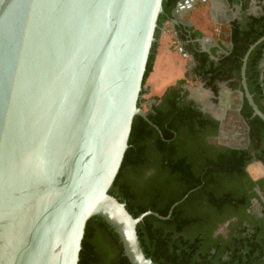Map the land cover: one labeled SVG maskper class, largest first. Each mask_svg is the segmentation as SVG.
Returning a JSON list of instances; mask_svg holds the SVG:
<instances>
[{"label":"water","instance_id":"95a60500","mask_svg":"<svg viewBox=\"0 0 264 264\" xmlns=\"http://www.w3.org/2000/svg\"><path fill=\"white\" fill-rule=\"evenodd\" d=\"M163 0H0V264H78L87 221L155 264L109 193ZM264 120V113L252 104Z\"/></svg>","mask_w":264,"mask_h":264},{"label":"flooded vegetation","instance_id":"af4514ba","mask_svg":"<svg viewBox=\"0 0 264 264\" xmlns=\"http://www.w3.org/2000/svg\"><path fill=\"white\" fill-rule=\"evenodd\" d=\"M201 7L206 26L190 18ZM167 24L184 60L182 77L150 97L143 118L171 129L170 118L181 112L193 116L204 146L245 151L242 202L209 218L203 245L218 249L221 260L235 253L243 261L253 252L247 264H264V120L252 105L264 113V0H164L155 37ZM254 163L256 176L248 170Z\"/></svg>","mask_w":264,"mask_h":264},{"label":"trees","instance_id":"16d2710c","mask_svg":"<svg viewBox=\"0 0 264 264\" xmlns=\"http://www.w3.org/2000/svg\"><path fill=\"white\" fill-rule=\"evenodd\" d=\"M153 46L143 83L152 70ZM191 118L174 112L168 129L149 116L145 120L136 115L109 193L125 202L133 217L146 211L167 216L177 202L167 218L147 215L136 226L143 252L155 264H247L253 252L243 261L235 253L221 260L218 249L211 253L203 245L209 218L242 202L246 153L204 146ZM148 169L153 171L147 174ZM78 264H130L119 234L100 216L86 223Z\"/></svg>","mask_w":264,"mask_h":264},{"label":"rangeland","instance_id":"374dc122","mask_svg":"<svg viewBox=\"0 0 264 264\" xmlns=\"http://www.w3.org/2000/svg\"><path fill=\"white\" fill-rule=\"evenodd\" d=\"M205 10V7H201L190 14V18L194 20L196 26L208 25L209 21L205 17ZM155 38L152 70L142 84L139 97L142 103L138 104V108L143 112L146 110V103L150 97L161 94L167 86L182 77L183 71L184 60L177 51V42L171 33L169 24L166 25V29L162 28ZM259 166V164L254 163L248 167L252 176L261 173Z\"/></svg>","mask_w":264,"mask_h":264},{"label":"crops","instance_id":"0c3cea01","mask_svg":"<svg viewBox=\"0 0 264 264\" xmlns=\"http://www.w3.org/2000/svg\"><path fill=\"white\" fill-rule=\"evenodd\" d=\"M152 86V85H151Z\"/></svg>","mask_w":264,"mask_h":264}]
</instances>
